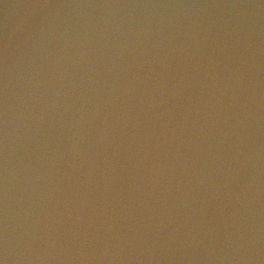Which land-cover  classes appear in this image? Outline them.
I'll list each match as a JSON object with an SVG mask.
<instances>
[{
  "label": "water",
  "instance_id": "95a60500",
  "mask_svg": "<svg viewBox=\"0 0 264 264\" xmlns=\"http://www.w3.org/2000/svg\"><path fill=\"white\" fill-rule=\"evenodd\" d=\"M0 264H264V0H0Z\"/></svg>",
  "mask_w": 264,
  "mask_h": 264
}]
</instances>
